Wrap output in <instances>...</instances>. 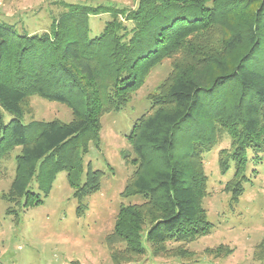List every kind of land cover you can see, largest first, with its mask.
<instances>
[{
  "label": "trees",
  "instance_id": "trees-1",
  "mask_svg": "<svg viewBox=\"0 0 264 264\" xmlns=\"http://www.w3.org/2000/svg\"><path fill=\"white\" fill-rule=\"evenodd\" d=\"M62 5L46 31L18 33L0 22V109L11 115L5 123L0 111V177L1 160L20 148L1 195L10 204L6 213L17 218L20 207L41 203L65 172L79 216L105 175L84 162L100 140L102 116L123 109L151 69L171 58L170 72L147 95L149 108L126 136L130 151L122 154L132 169L119 194L140 201L120 203L104 243L115 264H127L146 254L144 242L158 247L210 233L201 205L203 153L223 134L230 137L218 166L222 174L233 166L224 190L234 203L249 180L248 161L264 158V0ZM100 13L110 19L89 36V16ZM219 31L220 41L213 35ZM32 95L67 105L71 119L24 123ZM255 256L264 258V237Z\"/></svg>",
  "mask_w": 264,
  "mask_h": 264
},
{
  "label": "rangeland",
  "instance_id": "rangeland-1",
  "mask_svg": "<svg viewBox=\"0 0 264 264\" xmlns=\"http://www.w3.org/2000/svg\"><path fill=\"white\" fill-rule=\"evenodd\" d=\"M63 2L130 8L137 0H0V22L13 25L18 33L46 31L52 20L65 11ZM109 19V13L91 14L89 36L97 35ZM213 35L220 41L222 32ZM171 62V58H165L154 66L123 109L102 116L100 140L98 145L90 144L84 162L90 161L93 169L103 170L105 175L100 190L83 200L85 207L79 216L78 201L65 172L56 175L41 203L20 207L17 218L6 213L10 204L1 195L14 178L15 156L20 148L1 160L0 264H115L104 236L112 230L121 202L140 201L119 194L132 169L122 158L130 151L126 136L134 121L149 108L147 95L157 91L172 68ZM30 105L31 113L23 116L24 123L52 119L67 122L72 117L67 105L38 95L31 96ZM0 111L7 123L11 115ZM230 142V137L223 134L212 150L203 153L207 182L201 205L212 223L211 232L192 241H170L158 247L144 242L146 254L127 264H264V258L255 256L256 245L264 237V158L248 161L245 174L249 180L238 201L231 202L224 183L231 178L233 166L225 174L218 166V152L228 149ZM249 156L253 154L249 152Z\"/></svg>",
  "mask_w": 264,
  "mask_h": 264
}]
</instances>
